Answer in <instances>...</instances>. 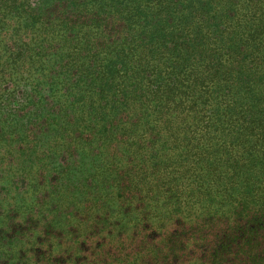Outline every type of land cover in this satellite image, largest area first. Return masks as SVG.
<instances>
[{
	"label": "trees",
	"instance_id": "16d2710c",
	"mask_svg": "<svg viewBox=\"0 0 264 264\" xmlns=\"http://www.w3.org/2000/svg\"><path fill=\"white\" fill-rule=\"evenodd\" d=\"M11 21L51 93L0 102V264H264V0H0Z\"/></svg>",
	"mask_w": 264,
	"mask_h": 264
},
{
	"label": "rangeland",
	"instance_id": "374dc122",
	"mask_svg": "<svg viewBox=\"0 0 264 264\" xmlns=\"http://www.w3.org/2000/svg\"><path fill=\"white\" fill-rule=\"evenodd\" d=\"M4 26V27H3ZM36 35V31L29 28L24 29L11 22L1 25L0 28V102L7 94H17L20 90L29 92L32 87L42 88V94H50L42 85L43 62L30 61L22 56L25 46ZM26 59V60H25ZM22 94V92H21ZM19 106L17 104H12ZM29 197V195H27ZM27 197V203L31 202V197ZM14 195L7 201L15 203Z\"/></svg>",
	"mask_w": 264,
	"mask_h": 264
}]
</instances>
